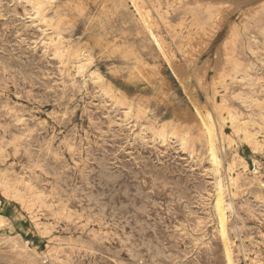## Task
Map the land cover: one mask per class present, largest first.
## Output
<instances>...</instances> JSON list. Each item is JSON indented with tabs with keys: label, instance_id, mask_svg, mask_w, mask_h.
<instances>
[{
	"label": "rangeland",
	"instance_id": "rangeland-1",
	"mask_svg": "<svg viewBox=\"0 0 264 264\" xmlns=\"http://www.w3.org/2000/svg\"><path fill=\"white\" fill-rule=\"evenodd\" d=\"M105 1L42 0L44 4L38 9L34 0H0V263L228 264L214 206L215 178L221 174L222 196L229 206L225 210V230L232 252L231 263L264 264V0H187V5L186 0L183 5L182 0H137L142 8L140 12L144 15L146 12L147 17L139 16L129 0ZM208 9L214 11L211 18ZM145 20L151 21L152 30L171 56L169 63L148 34ZM209 133L214 138L217 158L211 154ZM7 154L10 155L6 157Z\"/></svg>",
	"mask_w": 264,
	"mask_h": 264
},
{
	"label": "bare ground",
	"instance_id": "bare-ground-1",
	"mask_svg": "<svg viewBox=\"0 0 264 264\" xmlns=\"http://www.w3.org/2000/svg\"><path fill=\"white\" fill-rule=\"evenodd\" d=\"M22 1H23V0H22ZM43 1H45V0H43ZM75 1H76V0H75ZM98 1H99V0H98ZM104 1H105V0H104ZM126 1H127V0H126ZM126 1H124V2H126ZM139 1H140V0H139ZM146 1H147V0H146ZM154 1H155V0H154ZM175 1H176V0H175ZM188 1H189V0H188ZM188 1L186 0V3H185V0H184V3L187 5V2H188ZM239 1H240V0H239ZM244 1H245V0H244ZM24 2H25V1H24ZM31 2H32V1H31ZM50 2H51V1H50ZM68 2H69V1H68ZM68 2H67V3H68ZM93 2H94V0H93ZM105 2H106V1H105ZM105 2H104L103 5L106 4ZM110 2H111V1H110ZM129 2L133 5L135 11L139 12V16H141V17L146 16V17H147L146 12H145V15H144V14H142V12H140V10H139V9L141 8V5L139 4L140 2L138 3L137 0H129ZM150 2H152V1H150ZM158 2H159V1H158ZM190 2H191V0H190ZM241 2H242V1H241ZM42 3H43L42 0H34V3H33V4H34V6H35L36 8L39 9V8H41L40 6L42 5ZM47 3H49V1H48ZM90 3H91V2H90ZM90 3H89V4H90ZM97 3H98V2H97ZM108 3H109V1H108ZM143 3H144V2H143ZM147 3H148V2H147ZM161 3H162V1H161ZM196 3H197V1H196ZM203 3H204V2H203ZM205 3H206V2H205ZM43 4H44V3H43ZM89 4H88V5H89ZM114 4H115V3H114ZM119 4H120V3H118V5H119ZM152 4H153V3H152ZM162 4H163V3H162ZM181 4L183 5V0H182ZM190 4H191V3H190ZM207 4L209 5V3H207ZM52 5H53V4H52ZM67 5H68V4H67ZM67 5H66V6H67ZM73 5H74V4H73ZM77 5H78V4H77ZM90 5L93 6V4H90ZM116 5H117V4H116ZM159 5H160V4H159ZM182 5H181V6H182ZM192 5H193V4H192ZM197 5H198V4H197ZM64 6H65V4H64ZM78 6L80 7V5H78ZM106 6H107V5H106ZM112 6H113V5H112ZM125 6H126V5H125ZM150 6H151V5H150ZM179 6H180V4H179ZM181 6H180V7H181ZM189 6H191V5H189ZM211 6H212V5H211ZM22 7H23V6H22ZM81 7H82V6H81ZM83 7H84V6H83ZM89 7H90V6H89ZM100 7H102V6H100ZM104 7H105V6H104ZM115 7H116V6H115ZM158 7H159V6H158ZM158 7H156V8L159 9ZM168 7H169V6H168ZM175 7H176V8H179V7H177V6H175ZM185 7H186V6H185ZM195 7H197V6H195ZM29 8H30V7H29ZM68 8H69V7H68ZM70 8H71V7H70ZM72 8H73V7H72ZM76 8H77V7H76ZM93 8H94V7H93ZM97 8H98V7H97ZM130 8H131V7H130ZM145 8H146V7H145ZM145 8H144V10H145ZM156 8H154V9H156ZM161 8H162V7H161ZM165 8H166V6H165ZM171 8H172V7H171ZM182 8H183V6H182ZM189 8H190V7H189ZM189 8H188V9H189ZM207 8H208V7H207ZM209 8H210V7H209ZM212 8H213V7H212ZM216 8H217V7H216ZM38 9H37V10H38ZM47 9H48V8H47ZM53 9H54V8H53ZM62 9H63V8H62ZM66 9H67V8H66ZM113 9H114V8H113ZM120 9H121V8H120ZM125 9H127V8H125ZM141 9H142V8H141ZM179 9H180V8H179ZM191 9H192V8H191ZM191 9H190V10H191ZM196 9H197V8H195V10H196ZM199 9H200V8H199ZM205 9H206V8H205ZM205 9H204V10H205ZM213 9H214V8H213ZM48 10H50V9H48ZM67 10H68V9H67ZM79 10H80V9H79ZM89 10H90V8H89ZM96 10H97V9H96ZM103 10H104V8H103ZM103 10H102V12H103ZM105 10H106V8H105ZM171 10H172V9H171ZM173 10H175V9H173ZM173 10H172V11H173ZM184 10H187V9H184ZM193 10H194V9H193ZM216 10H217V9H216ZM17 11H18V10H17ZM31 11H32V10H31ZM31 11H30V12H31ZM53 11H54V10H53ZM90 11H91V10H90ZM94 11H95V10H94ZM97 11H98V10H97ZM100 11H101V10H100ZM114 11H118V10H114ZM120 11H121V10H120ZM131 11H132V10H131ZM142 11H143V10H142ZM152 11H153V10H152ZM167 11H168V9H167ZM208 11H209V14H208V15H209L210 18H211V17L214 15V11H215V9H214V11L211 10V9H208L207 12H208ZM263 11H264V9H263ZM21 12H22V11H21ZM24 12H25V11H24ZM44 12H45V11H44ZM44 12H43V14H44ZM46 12H47V11H46ZM49 12H50V11H49ZM70 12H71V11H70ZM78 12H79V11H78ZM107 12H108V11H107ZM154 12H155V11H154ZM165 12H166V11H165ZM182 12H183V11H182ZM192 12H193V11H192ZM192 12H191V13H192ZM33 13H34V12H33ZM41 13H42V12H41ZM52 13H53V12H52ZM72 13H73V12H72ZM75 13H76V12H75ZM80 13H82V12L80 11ZM160 13H161V12H160ZM163 13H164V12H163ZM175 13H177V12H175ZM217 13H218V11H217ZM257 13H258V12H257ZM23 14H24V13H23ZM23 14H22V15H23ZM28 14H30V13H28ZM35 14H36V13H35ZM77 14H78V13H77ZM83 14H85V13H83ZM87 14H89V13H87ZM92 14H93V13H92ZM96 14H97V12H96ZM96 14H95V15H96ZM100 14H102V13H100ZM115 14H116V13H115ZM154 14H155V13H154ZM172 14H173V13H172ZM172 14H171V15H172ZM186 14H189V13H188V10H187ZM203 14H205V12H204ZM48 15H49V14H48ZM56 15H57V14H56ZM72 15H73V14H72ZM72 15H71V16H72ZM110 15H111V13H110ZM110 15H109V16H110ZM133 15H134V14H133ZM133 15H132V16H133ZM166 15H167V14H166ZM166 15H165V16H166ZM173 15H174V14H173ZM44 16H45V15H44ZM51 16H52V14H51ZM64 16H65V15H64ZM67 16H68V15H67ZM67 16H66V18H68ZM76 16H77V15H76ZM76 16H75V17H76ZM82 16H83V15H82ZM88 16H91V15H88ZM88 16H87V17H88ZM130 16H131V13H130ZM134 16H135V15H134ZM160 16H161V15H160ZM198 16H199V15H198ZM215 16H216V15H215ZM24 17H25V16H24ZM27 17H28V16H27ZM69 17H70V16H69ZM79 17H80V16H79ZM102 17H103V16H102ZM124 17H125V16H124ZM190 17H191V16H190ZM195 17H196V15H195ZM42 18H43V17H42ZM46 18H47V17H46ZM49 18H50V17H49ZM64 18H65V17H64ZM72 18H73V17H71L70 19H72ZM98 18H99V17H98ZM98 18H97V19H98ZM108 18H109V17H108ZM159 18H161V17H159ZM181 18H182V17H181ZM185 18H187V16H186ZM256 18H257V17H256ZM93 19H94V18H93ZM95 19H96V18H95ZM110 19H112V18H110ZM126 19H127V18H126ZM134 19H135V18H134ZM147 19H148V18H147ZM207 19H208V17H207ZM214 19H215V18H214ZM42 20H44V19H42ZM45 20H47V19H45ZM51 20H52V19H51ZM56 20H57V19H56ZM75 20H76V19H75ZM75 20H74V21H75ZM85 20H86V19H85ZM98 20H99V19H98ZM103 20H104V19H103ZM162 20H163V19H162ZM183 20L185 21L186 19H183ZM187 20H188V19H187ZM190 20H191V19H190ZM190 20H189V21H190ZM205 20H206V19H205ZM36 21H37V20H36ZM69 21H70V20H69ZM91 21H92V20H91ZM101 21H102V20H101ZM129 21H130V20H129ZM137 21H139V20H137ZM181 21H182V20H181ZM203 21H204V20H203ZM43 22H45V21H43ZM43 22H42V23H43ZM55 22H56V21H55ZM111 22H112V21H111ZM111 22H110V23H111ZM113 22H114V21H113ZM150 22H151V21H148V20H145V22H144V23L146 24V28L148 29V31H147V30H146V31L149 32L148 34H150V37H151L152 41H153V42H154V41L156 42L155 44L157 45L159 51L163 54L165 60L167 59L166 61L169 63V61H170L169 59L171 58V56L168 55V54L165 52L166 50H165V49L163 48V46H162L163 43L161 44L160 39L158 38L159 36L157 37V34L153 31L154 29L151 27V23H150ZM179 22H180V20H179ZM185 22H186V21H185ZM200 22H201V21H199V23H200ZM215 22H216V21H215ZM246 22H247V21H246ZM246 22H245V23H246ZM34 23H35V22H34ZM47 23H48V21H47ZM66 23H67V22H66ZM73 23H74V22H73ZM73 23H72V25H73ZM89 23H90V22H89ZM91 23H92V22H91ZM94 23H95V21H94ZM104 23H105V22H104ZM104 23H103V24H104ZM188 23H189V22H188ZM188 23H187V24H188ZM192 23H193V22H192ZM37 24H38V22H37ZM39 24H41V23H39ZM44 24H45V23H44ZM95 24H96V23H95ZM95 24H94V25H95ZM114 24H115V23H114ZM128 24H130V23H128ZM137 24H138V23H137ZM139 24H140V23H139ZM154 24H155V23H153V25H154ZM166 24H167V23H166ZM166 24H165V27H166ZM181 24H182V23H181ZM194 24H195V23H194ZM203 24H205V22H204ZM212 24H213V23H212ZM26 25H27V24H26ZM46 25H47V24H46ZM46 25H45V27H47ZM53 25H54V24H53ZM75 25H76V24H75ZM87 25H88V24H87ZM99 25L101 26V24H99ZM135 25H136V24H135ZM140 25H141V24H140ZM171 25H172V24H171ZM200 25L203 26L202 23H201ZM200 25H199V26H200ZM206 25H207V24H206ZM249 25H250V24H249ZM186 26H187V25H186ZM191 26H193V25L191 24ZM195 26H196V25H195ZM201 26H200V27H201ZM207 26H208V25H207ZM211 26H212V25H210V27H211ZM215 26H216V25H215ZM242 26H243V24H242ZM32 27H33V26H32ZM35 27H36V26H35ZM63 27H64V26H63ZM111 27H112V26H111ZM114 27H116V26L114 25ZM125 27H126V26H125ZM138 27H139V26H138ZM138 27H137V29H138ZM156 27H157V26H156ZM167 27H168V26H167ZM177 27H178V26H177ZM188 27H189V26H188ZM244 27H246L245 24H244L242 30L244 29ZM254 27H255V26H253V28H254ZM73 28H74V27H73ZM73 28H72V29H73ZM96 28H97V27H95V29H96ZM123 28H124V27H123ZM135 28H136V27H135ZM139 28H140V27H139ZM175 28H176V27H175ZM181 28H182V27H181ZM186 28H187V27H186ZM192 28H193V27H192ZM204 28H205V27H204ZM207 28H208V27H207ZM248 28H249V27H248ZM32 29H33V28H32ZM36 29H37V28H36ZM45 29H46V28H45ZM72 29H70V30H72ZM107 29H108V28H107ZM152 29H153V30H152ZM199 29H200V28H199ZM239 29H240V28H239ZM245 29H246V28H245ZM245 29H244V30H245ZM42 30H43V29H42ZM85 30H86V29H85ZM100 30H101V29H100ZM156 30H157V29H156ZM178 30H179V28H178ZM184 30H185V29H184ZM187 30H188V29H187ZM187 30H185V31H187ZM189 30H190V29H189ZM193 30H195V29H193ZM193 30H192V31H193ZM204 30H205V29H204ZM208 30H209V29H208ZM210 30H211V29H210ZM257 30H258V28H257ZM261 30H262V29H261ZM261 30H260V31H261ZM263 30H264V29H263ZM263 30H262V31H263ZM30 31H31V29H30ZM38 31H40V30H38ZM101 31H102V30H101ZM109 31H110V29H109ZM138 31H139V30H138ZM142 31H143V30H142ZM174 31H175V29H174ZM174 31H173V32H174ZM246 31H247V30H246ZM45 32H46V31H45ZM45 32H42V33H45ZM67 32H68V31H67ZM67 32H66V33H67ZM69 32H70V31H69ZM69 32H68V33H69ZM71 32H72V31H71ZM173 32H171V33L173 34ZM177 32H178V31H177ZM179 32H180V31H179ZM183 32H184V31H183ZM183 32H182V33H183ZM188 32L190 33V31H188ZM193 32H194V31H193ZM197 32H198V31H197ZM258 32H259V31H258ZM35 33H36V31H35ZM100 33H101V32H100ZM135 33H136V32H135ZM138 33H139V32H138ZM144 33H145V32H144ZM198 33H199V32H198ZM232 33H233V32H232ZM241 33H242V32H241ZM262 33H263V32H262ZM262 33H261V34H262ZM61 34H62V33H61ZM64 34H65V33H64ZM64 34H63V35H64ZM97 34H99V31H98ZM121 34H122V33H121ZM146 34H147V33H146ZM184 34H185V33H184ZM193 34H194V33H193ZM193 34H192V35H193ZM258 34H259V33H258ZM35 35H36V34H35ZM144 35H145V34H144ZM167 35H169V34H167ZM179 35H181V34H179ZM179 35H178V36H179ZM187 35H188V34H187ZM235 35H236V34H235ZM256 35H257V34H256ZM262 35H263V34H262ZM38 36H39V35H38ZM55 36H56V35H55ZM60 36H61V35H60ZM68 36H69V35H68ZM80 36H81V35H80ZM83 36H85V35H83ZM182 36H184V35H182ZM252 36H253V35H252ZM263 36H264V35H263ZM86 37H87V35H86ZM97 37H98V35H97ZM97 37H96V38H97ZM105 37H106V36H105ZM170 37H171V36H170ZM180 37H181V36H180ZM180 37H179V38H180ZM189 37H192V36H189ZM238 37H239V36H238ZM36 38H37V37H36ZM40 38H41V37H40ZM46 38H47V37H46ZM48 38H50V37H48ZM56 38H58V36H57ZM79 38H80V37H79ZM89 38H90V37H89ZM94 38H95V37H94ZM107 38H108V37H107ZM107 38H106V39H107ZM137 38H138V37H137ZM140 38H142V36H140ZM140 38H139V40H140ZM144 38H145V37H144ZM160 38H161V36H160ZM165 38H166V37H165ZM173 38H174V37H173ZM185 38H186V37H185ZM185 38H183V39L185 40ZM210 38H211V37H210ZM242 38H243V37H242ZM244 38H245V37H244ZM50 39H51V38H50ZM62 39H63V38H62ZM74 39H75V37H74ZM101 39H102V37H101ZM108 39H109V38H108ZM110 39H111V38H110ZM115 39H116V38H115ZM170 39H172V38H170ZM180 39H182V38H180ZM187 39H188V37H187ZM254 39H256V38H254ZM260 39H261V38H260ZM55 40H56V39H55ZM58 40H59V39H58ZM83 40H84V39H83ZM91 40H92V39H91ZM91 40H89V41H91ZM95 40H96V39H95ZM98 40H99V39H98ZM132 40H133V38H132ZM177 40H178V39H177ZM184 40H183V41H184ZM197 40H198V39H197ZM223 40H224V39H223ZM238 40H239V39H238ZM257 40H258V39H257ZM80 41H81V40H80ZM85 41L87 42V40H85ZM121 41H122V40H121ZM235 41H236V40H235ZM235 41H234V42H235ZM239 41H240V40H239ZM250 41H251V40H250ZM258 41H260V40H258ZM36 42H37V41H36ZM48 42H49V41H48ZM51 42H52V41H51ZM63 42H64V41H63ZM77 42H78V41H77ZM94 42H95L96 45H97V42H96V41H94ZM118 42H119V41H118ZM122 42H123V41H122ZM171 42H172V41H171ZM173 42H174V41H173ZM177 42H178V41H177ZM187 42H188V41H187ZM252 42H253V41H252ZM262 42H263V39H262ZM262 42H261V43H262ZM45 43H46V42H45ZM59 43H60V42H59ZM61 43H62V42H61ZM65 43H66V42H65ZM89 43H90V42H89ZM99 43H100V42H99ZM104 43H107V41H105ZM149 43H150V42H149ZM183 43H184V42H183ZM185 43H186V41H185ZM188 43H189V42H188ZM243 43H244V42H243ZM50 44H51V43H50ZM53 44H54V42H53ZM73 44H75V43H73ZM79 44H81V43H79ZM92 44H93V43H92ZM101 44H102V43H101ZM186 44H187V43H186ZM234 44H235V43H234ZM246 44H247V43H246ZM40 45H41V43H40ZM75 45H76V44H75ZM108 45H109V44H108ZM116 45H117V44H116ZM187 45H188V44H187ZM244 45H245V44H244ZM244 45H243V46H244ZM248 45H249V43H248ZM66 46H67V45H66ZM73 46H74V45H73ZM76 46H77V45H76ZM103 46H104V45H103ZM106 46H107V44H106ZM172 46H173V45H172ZM239 46H241V45H240V42H239ZM36 47H37V46H36ZM45 47H46V46H45ZM49 47H50V46H49ZM57 47H58V46H57ZM83 47L85 48V46H83ZM93 47H95V46H93ZM98 47H99V46H98ZM114 47H115V46H114ZM120 47H121V46H120ZM122 47H123V46H122ZM125 47H126V46H125ZM130 47H131V45H130ZM132 47H134V46H132ZM173 47H174V46H173ZM176 47H177V46H176ZM176 47H175V49H176ZM179 47H180V46H179ZM190 47H191V46H190ZM225 47H226V46H225ZM229 47H230V46H229ZM249 47H250V46H249ZM40 48H42V47H40ZM109 48H110V47H109ZM112 48H113V47H112ZM115 48H116V47H115ZM128 48H129V47H128ZM181 48H182V46H181ZM183 48H184V47H183ZM237 48H238V47H237ZM245 48H246V46H245ZM245 48H244V50H245ZM61 49H62V48H61ZM68 49H69V48H68ZM77 49H78V48H77ZM77 49H76V50H77ZM80 49H81V48H80ZM82 49H83V48H82ZM95 49H96V48H95ZM104 49H105V48H104ZM166 49L168 50V47H166ZM252 49H253V48H252ZM58 50H59V49H58ZM64 50H65V49H64ZM72 50H73V49H72ZM90 50H91V49H90ZM97 50H98V49H96V51H97ZM99 50H100V49H99ZM101 50H102V47H101ZM111 50H112V49H111ZM111 50H110V51H111ZM115 50H116V49H115ZM117 50H118V49H117ZM117 50H116V51H117ZM120 50H122V49L120 48ZM124 50H125V49H124ZM127 50H128V49H127ZM182 50H183V49H182ZM220 50H221V49H220ZM230 50H232V49H230ZM263 50H264V49H263ZM35 51H37V50H35ZM60 51H61V53H62L63 49L60 50ZM69 51H71V50H69ZM80 51H81V50H80ZM86 51H89V49L86 50ZM91 51H92V50H91ZM91 51H90V52H91ZM96 51H95V52H96ZM105 51H106V50H105ZM112 51H113V50H112ZM130 51H132V50H130ZM133 51H134V50H133ZM177 51L179 52L178 49H177ZM180 51H181V50H180ZM187 51H188V50H187ZM187 51H186V52H187ZM240 51H241V50H240ZM251 51H252V50H251ZM63 52H64V51H63ZM65 52H66V51H65ZM76 52H77V51H76ZM95 52H94V53H95ZM134 52H135V51H134ZM134 52H133V53H134ZM143 52H144V51H143ZM231 52H232V51H231ZM233 52H234V51H233ZM238 52H239V51H238ZM252 52H253V51H252ZM52 53H53V52H52ZM52 53H51V54H52ZM81 53H82V52H81ZM85 53H86V52H85ZM96 53H97V52H96ZM106 53H107V52H106ZM106 53H104L105 56H106ZM109 53H110V52H109ZM119 53H120V52H119ZM124 53L127 54V52H124ZM128 53H129V52H128ZM133 53H132V54H133ZM174 53H175V51H174ZM180 53H181V52H180ZM188 53H189V52H188ZM239 53H240V52H239ZM239 53H238V54H239ZM244 53H245V52H244ZM83 54H84V52H83ZM86 54H87V53H86ZM114 54H115V52H114ZM121 54H122V53H121ZM126 54H125V55H126ZM136 54H137V52H136ZM193 54H194V52H193ZM235 54H236V53H235ZM238 54H237V56H238ZM43 55H44V54H43ZM47 55H48V54H47ZM72 55H73V54H72ZM72 55H71V56H72ZM77 55H79V54L77 53ZM77 55H76V56H77ZM117 55H118V58H119V57L121 58V56H119V54H117ZM123 55H124V54H123ZM125 55H124V57H125ZM137 55H138V54H137ZM173 55H174V54H173ZM175 55H176V54H175ZM196 55H197V54H196ZM231 55H232V54H231ZM246 55H247V54H246ZM249 55H250V54H249ZM62 56H63V55H62ZM79 56H80V55H79ZM89 56H90V55H89ZM108 56H109V55H108ZM191 56H193V55H191ZM228 56H229V55H228ZM252 56H253V55H252ZM60 57H61V56H60ZM64 57H65V56H64ZM74 57H75V56H74ZM81 57H82V56H81ZM81 57H80V58H81ZM90 57H91V56H90ZM94 57H95V56H94ZM102 57H103V56H102ZM130 57H131V54H130ZM193 57H194V56H193ZM229 57H230V56H229ZM233 57H234V56H233ZM235 57H236V56H235ZM51 58H52V57H51ZM72 58H73V57H72ZM88 58H89V57H88ZM97 58H98V57H97ZM122 58H123V57H122ZM125 58H126V57H125ZM125 58H124V60H125ZM136 58H137V57H136ZM158 58H159V57H158ZM227 58H228V57H227ZM254 58H255V57H254ZM62 59H63V58H62ZM76 59H79V58H76ZM85 59H86V58H85ZM92 59H93V58H92ZM126 59H127V58H126ZM131 59H133V57H132ZM131 59H130V60H131ZM161 59H162V58H161ZM212 59H213V58H212ZM220 59H221V58H220ZM238 59H240V58H238ZM65 60H66V59H65ZM73 60H74V59H73ZM83 60H84V59H83ZM87 60H88V59H87ZM111 60H112V59H111ZM111 60H110V61H111ZM122 60H123V59H122ZM124 60H123V61H124ZM127 60H128V59H127ZM135 60H136V59H135ZM138 60H139V59H138ZM138 60H137V61H138ZM140 60H141V59H140ZM168 60H169V61H168ZM184 60H185V59H184ZM213 60H215V58H214ZM2 61H3V60H2ZM113 61H114V60H113ZM125 61H126V60H125ZM125 61H124V62H125ZM132 61L134 62V60H132ZM137 61H136V63H137ZM166 61H165V62H166ZM175 61L177 62V60H175ZM175 61H174V62H175ZM187 61H188V58H187L186 62H187ZM189 61H190V60H189ZM244 61H245V60H244ZM74 62H75V61H74ZM87 62H88V61H87ZM89 62H93V61H89ZM89 62H88V63H89ZM124 62H121V63H124ZM129 62H131V61H129ZM133 62L128 63V61H127L128 64H132ZM172 62H173V61H172ZM186 62L184 61V64H185ZM191 62H193V61H191ZM236 62H237V61H236ZM238 62H239V61H238ZM240 62H241V61H240ZM245 62H246V61H245ZM63 63H64V62H63ZM88 63H85V65H86V64L88 65ZM127 63H126V64H127ZM188 63H189V62H188ZM204 63H206V62H204ZM231 63H232V60H231ZM231 63H230V64H231ZM247 63H248V62H247ZM108 64H109V63H108ZM178 64H179V63H178ZM190 64H191V63H190ZM207 64H208V63H207ZM234 64H235V63H234ZM250 64H251V63H250ZM6 65H7V64H6ZM78 65H79V64H78ZM85 65H84V66H85ZM124 65H125V64H124ZM136 65H137V64H136ZM159 65H160V63H159ZM159 65H158V66H159ZM182 65H183V64H182ZM186 65H187V64H185V66H186ZM192 65H193V64H192ZM192 65H191V66H192ZM204 65H205V64H204ZM208 65H209V64H208ZM225 65H226V64H225ZM9 66H10V65H9ZM11 66H12V65H11ZM75 66H77V63H76ZM142 66H143V65H142ZM148 66H149V65H148ZM155 66H156V65H155ZM155 66H152V67H155ZM185 66H184V67H185ZM213 66H214V65H213ZM12 67H13V66H12ZM12 67H10V69H11ZM20 67H21V66H20ZM78 67H79V66H78ZM82 67H83V66H81V68H82ZM173 67H174V66H173ZM175 67H176V65H175ZM175 67H174V68H175ZM178 67H179V66H178ZM187 67L189 68V65H187ZM195 67H196V66H195ZM195 67H193V69H194ZM233 67H234V66H233ZM250 67H251V65H250ZM7 68H8V67H7ZM83 68H84V67H83ZM136 68H138V66H137ZM170 68H171V67H170ZM244 68H245V67H244ZM252 68H253V67H252ZM3 69H4V68H3ZM13 69H14V68H13ZM13 69H11V70H13ZM71 69H72V68H71ZM71 69H70V70H71ZM99 69H100V68H99ZM139 69H140V68H139ZM162 69H163V68H162ZM175 69H176V68H175ZM182 69H183V68H182ZM184 69H185V68H184ZM195 69H196V68H195ZM228 69H229V68H228ZM228 69H227V71H229ZM246 69H247V68H246ZM20 70H21V69H20ZM67 70H68V69H67ZM72 70H73V69H72ZM72 70H71V71H72ZM84 70H85V69H84ZM148 70H149V69H148ZM152 70H153V69H152ZM159 70H161V69H159ZM165 70H166V69H165ZM170 70H171V69H170ZM176 70H177V69H176ZM176 70H175V72H176ZM178 70H179V73H180V72H181L180 69H178ZM196 70H197V69H196ZM233 70H234V69H233ZM248 70H249V69H248ZM62 71H63V69H62ZM80 71H81V69H80ZM99 71H101V70H99ZM171 71H172V70H171ZM76 72H78V70H77ZM157 72H159V71L157 70ZM163 72H164V71H163ZM177 72H178V71H177ZM194 72H195V71H194ZM232 72H233V71H232ZM242 72H243V71H242ZM14 73H15V71H14ZM14 73H13V74H14ZM20 73H21V72H20ZM22 73H23V72H22ZM22 73H21V74H22ZM61 73H62V72H61ZM86 73H87V72H86ZM152 73H153V72H152ZM181 73H183V74H181V75H185V74H184L185 72H181ZM238 73H239V71H238ZM240 73H241V72H240ZM244 73H246V72L244 71ZM251 73H252V72H251ZM13 74H12V75H13ZM18 74H19V73H18ZM23 74H25V73H23ZM64 74H65V73H64ZM75 74L77 75V73H75ZM79 74H80V73H79ZM87 74H88V73H87ZM94 74H95V73H94ZM99 74H100V73H99ZM156 74H157V73H156ZM177 74H178V73H177ZM235 74H236V72L234 73V77H235ZM252 74H253V73H252ZM30 75H31V74H30ZM76 75H75V77H76ZM80 75H81V74H80ZM95 75H97V74H95ZM139 75H140V74H139ZM139 75H138V76H139ZM151 75H152V74H151ZM159 75H160V74H159ZM178 75H179V74H178ZM226 75H229V74H226ZM246 75H247V74H246ZM78 76H79V75H78ZM91 76H92V75H91ZM122 76H123V75H122ZM127 76H128V75H127ZM143 76H144V75H143ZM145 76H146V75H145ZM162 76H163V75H162ZM243 76H244V75H243ZM253 76H254V75H253ZM253 76H252V77H253ZM7 77H8V76H7ZM17 77H18V76H17ZM25 77H26V76H25ZM36 77H37V76H36ZM36 77H35V78H36ZM72 77H73V75H72ZM88 77H89V76H88ZM93 77H94V76H93ZM100 77H101V76H100ZM100 77H98V78L101 79ZM103 77H104V76H103ZM157 77H158V76H157ZM178 77H179V76H178ZM229 77H230V76H229ZM19 78H20V75H19ZM23 78H24V77H23ZM82 78H83V77H82ZM141 78H142V77H141ZM146 78H147V77H146ZM181 78H182V77H181ZM181 78H180V79H181ZM250 78H251V77H250ZM1 79H2V78H1ZM83 79H84V78H83ZM87 79H88V78H87ZM113 79H114V78H113ZM120 79H121V78H120ZM126 79H127V78H126ZM126 79H125V80H126ZM151 79H152V78H151ZM153 79H154V77H153ZM155 79H156V77H155ZM162 79H164V78H162ZM230 79H231V78H230ZM245 79H246V78H245ZM74 80H75V79H74ZM77 80H79V79H77ZM102 80H103V79H102ZM107 80H108V79H107ZM138 80H139V79H138ZM140 80H141V79H140ZM143 80H144V78H143ZM147 80H148V78H147ZM239 80H240V79H239ZM242 80H243V79H242ZM247 80H248V79H247ZM247 80H246L245 82H247ZM249 80H250V79H249ZM21 81H22V80H21ZM23 81H24V80H23ZM31 81H32V80H31ZM71 81H72V80H71ZM91 81H92V80H91ZM91 81H90V82H91ZM99 81H100V80H99ZM116 81H117V80H116ZM135 81H136V80H135ZM141 81H142V80H141ZM144 81H145V80H144ZM152 81H153V80H152ZM152 81H150V82H152ZM163 81H164V80H163ZM236 81H237V80H236ZM68 82H69V81H68ZM90 82H89V83H90ZM94 82H97V81H94ZM123 82H124V81H123ZM129 82H130V81H129ZM129 82H127V83L129 84ZM154 82H155V81H154ZM166 82H167V81H166ZM241 82H242V81H241ZM251 82H252V81H251ZM30 83H31V82H30ZM30 83H29V84H30ZM136 83H137V81H136ZM247 83H250V82H247ZM64 84H65V83H64ZM80 84H81V83H80ZM83 84H84V83H83ZM92 84H93V82H92ZM96 84H97V83H96ZM98 84H99V83H98ZM98 84H97V85H98ZM106 84H107V83H106ZM114 84H116V83H114ZM123 84H124V83H123ZM130 84H131V83H130ZM139 84H141V83H139ZM145 84H146V83H145ZM180 84H181V83H180ZM34 85H35V84H34ZM34 85H33L32 87H34ZM38 85H39V84H38ZM65 85H66V84H65ZM69 85H70V83H69ZM69 85H68V86H69ZM73 85H74V84H73ZM84 85H85V84H84ZM88 85H89V84H88ZM97 85H96V86H97ZM120 85H121V83H120ZM142 85H143V83H142ZM147 85H148V84H147ZM147 85H145V86H147ZM149 85H151L152 88H153V85H152V84H149ZM235 85H236V84H235ZM251 85H252V84H251ZM80 86H81V85H80ZM104 86H105V85H104ZM123 86H124V85H123ZM127 86H128V85H127ZM131 86H132V84H131ZM136 86H137V85H136ZM151 86H149V87H151ZM241 86H242V85H241ZM243 86H244V85H243ZM248 86H249V85H248ZM30 87H31V86H30ZM52 87H53V86H52ZM65 87H66V86H65ZM76 87H77V86H76ZM90 87H92V86L90 85ZM97 87H98V86H97ZM105 87H107V85H106ZM116 87H117V86H116ZM134 87H135V86H134ZM186 87H187V86H186ZM246 87H247V86H246ZM253 87H254V86H253ZM41 88H42V87H41ZM69 88H70V87H69ZM142 88H143V87H142ZM142 88H141V89H142ZM194 88H195V87H194ZM198 88H199V87H198ZM231 88H233V87H231ZM248 88H251V86L248 87ZM51 89H52V88H51ZM66 89H67V88H66ZM83 89H84V88H83ZM97 89H98V88H97ZM100 89H101V88H100ZM102 89H103V88H102ZM104 89H105V88H104ZM119 89H120V88H119ZM126 89H127V88H126ZM150 89H151V88H150ZM150 89H149V90H150ZM184 89H185V88H184ZM35 90H36V89H35ZM40 90H41V89H40ZM123 90H124V89H123ZM139 90H140V89H139ZM144 90H146V89H144ZM171 90H172V89H171ZM171 90H170V91H171ZM189 90H190V89H189ZM193 90H194V89H193ZM238 90H239V89H238ZM245 90H246V89H245ZM245 90H244V91H245ZM256 90H257V89H256ZM13 91H14V90H13ZM54 91H55V90H54ZM68 91L70 92V90H68ZM73 91H75V90H73ZM100 91H101V90H100ZM106 91H108V90H106ZM121 91H122V90H121ZM133 91H134V90H133ZM152 91H153V90H152ZM167 91H168V90H167ZM185 91H186V89H185ZM191 91H192V90H191ZM42 92H43V91H42ZM58 92H60V91L58 90ZM58 92H57V93H58ZM90 92H91V90H90ZM115 92H116V91H115ZM124 92H125V91H124ZM137 92H138V90H137ZM159 92H160V91H159ZM229 92H230V91H229ZM234 92H235V91H234ZM238 92H239V91H238ZM242 92H243V91H242ZM251 92H252V91H251ZM12 93H13V92H12ZM50 93H51V92H50ZM62 93H63V92H62ZM73 93H74V92H72V94H73ZM76 93H77V92H76ZM109 93H110V95H111V92H109ZM118 93H119V92H118ZM118 93H117V94H118ZM126 93H127V92H126ZM134 93L136 94V92H134ZM134 93H133V94H134ZM172 93H173V91L170 92V94H172ZM176 93H177V92H176ZM176 93H175V94H176ZM178 93H179V92H178ZM194 93H195V92H194ZM235 93H237V92H235ZM246 93H248V92H246ZM43 94H44V93H43ZM47 94H48V93H47ZM68 94H69V93H68ZM70 94H71V93H70ZM123 94H124V93H123ZM130 94H131V93H130ZM135 94H134V95H135ZM137 94H138V93H137ZM153 94H154V93H153ZM157 94H158V93H157ZM175 94H173V96H174ZM185 94H186V93H185ZM233 94H234V93H233ZM244 94H245V93H244ZM252 94H253V93H252ZM39 95H40V94H39ZM41 95H42V94H41ZM41 95H40V96H41ZM55 95H56V92H55ZM63 95H64V94H63ZM66 95H67V94H66ZM66 95H65V96H66ZM83 95H84V94H83ZM83 95H82V96H83ZM100 95H101V94H100ZM112 95H113V94H112ZM119 95H120V94H119ZM155 95H156V94H155ZM176 95H177V94H176ZM176 95H175V96H176ZM204 95H205V94H204ZM241 95H242V93H241ZM255 95H256V94H255ZM3 96H5V95H3ZM9 96H10V95H9ZM56 96H57V95H56ZM56 96H55V97H56ZM68 96H69V95H68ZM82 96H81V97H82ZM108 96H109V95H108ZM131 96H132V94H131ZM140 96H141V95H140ZM167 96H168V95H167ZM177 96H178V95H177ZM177 96H176V98H177ZM238 96H239V95H238ZM245 96H246V94H245ZM245 96H244V97H245ZM31 97H32V96H31ZM41 97H42V96H41ZM57 97H58V96H57ZM62 97H63V96H62ZM121 97H122V96H121ZM157 97H158V96H157ZM159 97H161V96H159ZM170 97H172V96H170ZM228 97H230V96H228ZM253 97H254V96H253ZM15 98H16V97H15ZM69 98H70V97H69ZM76 98H77V97H76ZM149 98L152 100L153 97H152V98L149 97ZM162 98H163V97H162ZM176 98H175V99H176ZM10 99H11V98H10ZM27 99H28V98H27ZM35 99H36V97H35ZM41 99H42V98H41ZM48 99H49V97H48ZM52 99H53V98H52ZM88 99H89V98H88ZM92 99H93V97H92ZM108 99H109V98H108ZM114 99H115V98H114ZM123 99H126V97L123 98ZM133 99H134V98H133ZM136 99H137V97H136ZM142 99H146V98H143V97H142ZM153 99H154V98H153ZM158 99H159V98H158ZM169 99H170V98H169ZM169 99H168V100H169ZM243 99H244V98H243ZM246 99H247V98H246ZM251 99H252V98H251ZM251 99H250V100H251ZM11 100H12V99H11ZM55 100H56V99H55ZM90 100H91V98H90ZM110 100H111V99H110ZM117 100H118V99H117ZM120 100H121V99H120ZM139 100L141 101V99H139ZM159 100H160V99H159ZM164 100H165V99H164ZM173 100H174V99H173ZM1 101H2V100H1ZM1 101H0V102H1ZM52 101H53V100H52ZM75 101H76V100H75ZM97 101H98V100H97ZM102 101H103V100H102ZM123 101H126V100H123ZM136 101H137V100H136ZM143 101H144V100H143ZM145 101H146V100H145ZM252 101H253V99H252ZM10 102H11V101H10ZM44 102H45V101H44ZM63 102H64V101H63ZM83 102H84V101H83ZM87 102H89V101H87ZM128 102H129V101H128ZM161 102H162V101H161ZM164 102H165V101H164ZM166 102H167V101H166ZM194 102H195V101H194ZM212 102H213V101H212ZM243 102H244V100H243ZM256 102H257V101H256ZM256 102H255V103H256ZM54 103H55V102H54ZM60 103H61V102H60ZM67 103H68V102H67ZM122 103H123V102H122ZM138 103H139V102H138ZM142 103H143V102H142ZM144 103H145V102H144ZM170 103H171V102H170ZM195 103H197V102H195ZM10 104H11V103H10ZM13 104H14V103H13ZM37 104H38V103H37ZM39 104H40V103H39ZM58 104H59V103H58ZM89 104H90V103H89ZM100 104H101V103H100ZM105 104H106V103H105ZM147 104H148V103H147ZM147 104H146V105H147ZM251 104H252V103H251ZM251 104H250V106H251ZM0 105H1V104H0ZM2 105H3V103H2ZM45 105H46V104H45ZM61 105H63V104H61ZM98 105H99V104H98V102H97V106H98ZM111 105H112V104H111ZM166 105H167V104H166ZM169 105H170V104H169ZM253 105H254V104H253ZM11 106H12V105H11ZM112 106H114V105H112ZM112 106H110V107H112ZM136 106L139 107V105H136ZM140 106H141V105H140ZM248 106H249V105H248ZM259 106H260V105H259ZM1 107H2V106H1ZM3 107H4V106H3ZM8 107H9V106H8ZM76 107H77V106H76ZM108 107H109V106H108ZM124 107H125V106H124ZM134 107H135V106H134ZM147 107H148V106H147ZM149 107H150V106H149ZM167 107H168V106H167ZM173 107H174V106H173ZM193 107H194V106H193ZM263 107H264V106H263ZM70 108H71V107H70ZM139 108H140V107H139ZM151 108H152V107H151ZM174 108H175V107H174ZM194 108H195V107H194ZM232 108H233V107H232ZM8 109H9V108H8ZM10 109H11V108H10ZM10 109H9V110H10ZM52 109H53V108H52ZM63 109H64V108H63ZM99 109H100V108H99ZM117 109H118V108H117ZM127 109H128V108H127ZM135 109H136V108H135ZM185 109H186V108H185ZM188 109H189V108H188ZM95 110H96V109H95ZM118 110H120V109H118ZM136 110H137V109H136ZM143 110H144V109H143ZM147 110H148V109H147ZM24 111H25V110H24ZM24 111L22 110V112H24ZM101 111H102V110H101ZM101 111H100V112H101ZM112 111H113V110H112ZM123 111H124V110H123ZM138 111H140V110H138ZM138 111H137V112H138ZM144 111L146 112V109H145ZM161 111H163V109H162ZM186 111H187V110H186ZM263 111H264V110H263ZM52 112H53V111H52ZM92 112H93V111H92ZM106 112H107V111H106ZM114 112H115V111H114ZM119 112H120V111H119ZM119 112H118V113H119ZM126 112H127V110H126ZM131 112H132V110H131ZM134 112H135V110H134ZM154 112H155V111H154ZM158 112H159V111H158ZM187 112L189 113V111H187ZM258 112H259V111H258ZM24 113H25V112H24ZM102 113H103V112H102ZM118 113H117V114H118ZM185 113H186V112H185ZM190 113H191V112H190ZM61 114L63 115V113H61ZM86 114H87V113H86ZM86 114H85V115H86ZM90 114H91V113H90ZM96 114H97V113H96ZM105 114H106V113H105ZM112 114H113V113H112ZM125 114H126V113H125ZM161 114H162V112H161ZM21 115H22V114H21ZM119 115H120V114H119ZM126 115H127V114H126ZM129 115H130V114H129ZM142 115H143V114H142ZM144 115H145V114H144ZM144 115H143V116H144ZM185 115H187V114H185ZM259 115H260V114H259ZM48 116H49V115H48ZM92 116H93V115H92ZM99 116H100V115H99ZM101 116H102V115H101ZM104 116H105V115H104ZM88 117H89V116H88ZM94 117H95V116H94ZM109 117H110V116H109ZM109 117H108V118H109ZM125 117H126V116H125ZM127 117H128V116H127ZM130 117H131V116H130ZM162 117H163V116H162ZM185 117H186V116H185ZM258 117H259V116H258ZM263 117H264V116H263ZM18 118H19V117H18ZM31 118H32V117H31ZM91 118H92V117H91ZM132 118H133V117H132ZM145 118H146V117H145ZM145 118H143V119H145ZM154 118H157V117H154ZM192 118H193V117H192ZM259 118H260V117H259ZM22 119H23V118H22ZM96 119H97V118H96ZM151 119H152V118H151ZM164 119H165V118H164ZM178 119H179V118H178ZM186 119H188V118H186ZM240 119H241V118H240ZM250 119H252V118H250ZM256 119H257V118H256ZM256 119H255V120H256ZM260 119H262V118H260ZM263 119H264V118H263ZM263 119H262V120H263ZM18 120L20 121V119H18ZM32 120H33V119H32ZM51 120H52V119H51ZM53 120H54V119H53ZM83 120H84V119H83ZM99 120H100V119H99ZM107 120H108V119H107ZM119 120H120V119H119ZM155 120H156V119H155ZM160 120H161V119H160ZM173 120H174V119H173ZM241 120H242V119H241ZM257 120H258V119H257ZM23 121H24V120H23ZM85 121H86V120H85ZM103 121H104V120H103ZM239 121H240V120H239ZM239 121H238V122H239ZM258 121H259V120H258ZM65 122H66V121H65ZM75 122H76V121H75ZM109 122H111V121L109 120ZM84 123H85V122H84ZM84 123H83V124H84ZM100 123H101V122H100ZM143 123H144V122H143ZM148 123H149V122H148ZM163 123H164V122H163ZM243 123H244V122H243ZM257 123H258V122H257ZM57 124H59V123L57 122ZM108 124H109V123H108ZM159 124H160V123H159ZM239 124H240V123H239ZM94 125H95V124H94ZM132 125H133V123H132ZM138 125H139V124H138ZM148 125H149V124H148ZM155 125H157V124H155ZM171 125H172V124H171ZM171 125H170V126H171ZM59 126H61V125H59ZM88 126H89V125H88ZM96 126H97V125H96ZM134 126H135V125H134ZM149 126H151V125H149ZM152 126H153V125H152ZM167 126H169V124H168ZM184 126H185V125H184ZM184 126H183V127H184ZM32 127H33V125H32ZM259 127H260V126H259ZM28 128H29V127H28ZM30 128H31V126H30ZM35 128H36V127H35ZM57 128H58V127H57ZM147 128H148V127H147ZM150 128H151V127H150ZM159 128H160V127H159ZM170 128H171V127H170ZM175 128H176V125H175ZM31 129H32V128H31ZM36 129H37V128H36ZM36 129H35V130H36ZM151 129H152V128H151ZM188 129H189V128H188ZM188 129H187V130H188ZM39 130H40V129H39ZM67 130H68V129H67ZM155 130L157 131V128H156ZM160 130H161V129H160ZM172 130H174V128H173ZM176 130H178V129L176 128ZM263 130H264V129H263ZM27 131H28V130H27ZM36 131H37V130H36ZM150 131H151V130H150ZM152 131H153V130H152ZM43 132H44V131H43ZM51 132H52V131H51ZM81 132H82V131H81ZM157 132H158V131H157ZM179 132H180V130H179ZM69 133H70V132H69ZM72 133H73V132H72ZM186 133H187V132H186ZM53 134H54V133H53ZM80 134H81V133H80ZM91 134H92V133H91ZM157 134H158V133H157ZM174 134H175V133H174ZM97 135H98V134H97ZM155 135H156V134H155ZM167 135H168V134H167ZM34 136H35V134H34ZM50 136H51V135H50ZM56 136H58V135H56ZM58 137H59V136H58ZM86 137H87V136H86ZM94 137H95V136H94ZM177 137H178V136H177ZM185 137H186V136H185ZM187 137H188V136H187ZM187 137H186V139H187ZM203 137H204V136H203ZM203 137H202V138H203ZM40 138H43V137L40 136ZM76 138H77V137H76ZM96 138H97V137H96ZM189 138L191 139V137H189ZM189 138H188V139H189ZM194 138H195V137H194ZM209 138H210V139H209V142H210L209 145H210L211 154H212L213 157L217 158L216 149H215L216 147H215V145H214V141H213L214 138H213V135H212L211 133H209ZM35 139H36V138H35ZM35 139H34V140H35ZM46 139H47V138H46ZM51 139H52V138H51ZM53 139H54V138H53ZM53 139H52V140H53ZM77 139H78V138H77ZM83 139H84V138H83ZM181 139H182V138H181ZM190 139H189V140H190ZM40 140H41V139H40ZM184 140H185V138H184ZM184 140H183V141H184ZM191 140H192V139H191ZM193 140H194V139H193ZM193 140H192V141H193ZM196 140H197V139H196ZM198 140H199V139H198ZM203 140H204V139H203ZM205 140H206V139H205ZM207 140H208V139H207ZM78 141H79V140H78ZM194 141H195V140H194ZM45 142H47V141H45ZM75 142H77V141H75ZM93 142H95V141H93ZM181 142H182V141H181ZM198 142H199V141H198ZM83 143H84V142H83ZM189 143H190V142H189ZM196 143H197V141H196ZM206 143H208V142H206ZM34 144H35V143H34ZM45 144H46V143H45ZM75 144H76V143H75ZM183 144H184V143H183ZM187 144H188V142H187ZM187 144H185V145H187ZM39 145H40V144H39ZM76 145H78V144H76ZM190 145H191V144H190ZM196 145H198V144H196ZM37 146H38V145H37ZM207 146H208V145H207ZM23 147H24V146H23ZM35 147H36V146H35ZM43 147H44V146H43ZM50 147H51V146H50ZM50 147H49V148H50ZM95 147H96V146H95ZM185 147H186V146H185ZM1 148H2V147H1ZM24 148H26V147H24ZM51 148H52V147H51ZM54 148H55V147H54ZM82 148H83V147H82ZM40 149H41V148H40ZM66 149H67V148H66ZM196 149H197V148H196ZM1 150H3V149H1ZM7 150H8V149H7ZM12 150H13V149H12ZM14 150H16V149L14 148ZM69 150H70V148H69ZM83 150H84V149H83ZM73 151H74V150H73ZM77 151H78V150H77ZM195 151H196V150H195ZM4 152H5V151H4ZM7 152H8V151H7ZM37 152H38V151H37ZM46 152H47V151H46ZM2 153H3V151H2ZM10 153H11V152H10ZM29 153H30V152H29ZM31 153H32V152H31ZM49 153H50V152H49ZM74 153H76V152H74ZM4 154H5V153H4ZM11 154H12V153H11ZM34 154H35V153H34ZM66 154H67V153H66ZM72 154H73V152H72ZM79 154H80V152H79ZM84 154H85V153H84ZM1 155H2V154H1ZM9 155H10V154H7L6 157H8ZM20 155H21V154H20ZM30 155H31V154H30ZM57 155H58V154H57ZM57 155H55V156H57ZM23 156H24V155H23ZM58 156H59V155H58ZM67 156H68V155H67ZM67 156H66V157H67ZM71 156H72V155H71ZM71 156H70V157H71ZM83 156H84V155H83ZM102 156H103V155H102ZM12 157H13V155H12ZM34 157H35V156H34ZM34 157H33V158H34ZM66 157H65V158H66ZM0 158H1V157H0ZM35 158H36V157H35ZM55 158H56V157H55ZM71 158H72V157H71ZM71 158H70V159H71ZM1 159H2V158H1ZM11 159H12V158H11ZM29 159H30V158H29ZM36 159H37V158H36ZM41 159H42V158H41ZM41 159H40V160H41ZM70 159H69V160H70ZM72 159H73V158H72ZM103 159H104V158H103ZM19 160H20V159H19ZM76 160H77V159H76ZM81 160H82V158H81ZM85 160H86V159H85ZM43 161H44V159H43ZM49 161H50V160H49ZM72 161H73V160H72ZM22 162H23V161H22ZM35 162H36V160H35ZM60 162H61V161H60ZM81 162H82V161H81ZM81 162H80V163H81ZM20 163H21V162H20ZM31 163H32V162H31ZM49 163H50V162H49ZM83 163H84V162H83ZM100 163H101V162H100ZM29 164H30V163H29ZM42 164L45 165L44 162H43ZM76 164L78 165V163H76ZM76 164H75V165H76ZM85 164H86V163H85ZM48 165H49V164H48ZM51 166H52V165H51ZM72 166H73V165H72ZM96 166H97V165H96ZM21 167H22V166H21ZM28 167H29V166H28ZM52 167H53V166H52ZM82 167H83V166H82ZM44 168H45V166H44ZM53 168H54V167H53ZM78 168H79V167H78ZM90 168H91V167H90ZM93 168H94V167H93ZM243 168H244V167H243ZM46 169H48V168H46ZM50 169H51V168H50ZM107 169H108V168H107ZM237 170H238V169H237ZM252 170H253V169H252ZM252 170H251V171H252ZM6 171H7V170H6ZM8 171H9V170H8ZM93 171H94V170H93ZM4 172H5V171H4ZM50 172H51V171H50ZM254 172H255V171H254ZM22 173H23V172H22ZM28 173H29V172H28ZM28 173H27V174H28ZM53 173H54V172H53ZM89 173H90V172H89ZM234 173H236V172H234ZM19 174L21 175V173H19ZM34 174H35V173H34ZM36 174H37V173H36ZM48 174H49V173H48ZM69 174H71V173H69ZM222 174H223V173H222ZM239 174H240V173H239ZM239 174H238V175H239ZM15 175H18V174H15ZM22 175H23V174H22ZM87 175H88V174H87ZM24 176H25V175H24ZM26 176H27V175H26ZM55 176H56V175H55ZM57 176H58V175H57ZM57 176H56V177H57ZM85 176H86V175H85ZM231 176H233V175H231ZM243 176H244V175H243ZM246 176H247V175H246ZM251 176H252V175H251ZM5 177H6V176H5ZM19 177H20V176H19ZM27 177H28V176H27ZM50 177H51V176H50ZM53 177H54V175H53ZM87 177H88V176H87ZM91 177H92V176H91ZM224 177H225V176H224ZM9 178H10V177H9ZM30 178H31V177H30ZM57 178H58V177H57ZM59 178H60V177H59ZM88 178H89V177H88ZM221 178H222V177H221V174H219V176H217V177L215 178V180H216V191H217V192H216V194H215V205H214V206H215V210L217 211V217H218V222H219V223H218V225H219V232H220V235H221V238H222V241H223L224 248L227 250L228 264H232V263H231V262H232V259H233V258H232V252H231V248H230L229 243H228V238H227L228 235H226V230H225V210H227V209L229 208V206H228V204L225 202V200L223 199V196H222V194H223V183L221 182ZM227 178H228V177H227ZM241 178H242V177H241ZM248 178H249V176L247 177V179H248ZM251 178H252V177H251ZM10 179H11V178H10ZM16 179H17V178H16ZM21 179H22V178H21ZM23 179H24V178H23ZM34 179H35V178H34ZM224 179H225V178H224ZM242 179H243V178H242ZM261 179H262V178H261ZM14 180H15V179H14ZM43 180H44V179H43ZM43 180H42V181H43ZM48 180H49V179H48ZM52 180H53V179H52ZM54 180H55V179H54ZM17 181H18V180H17ZM20 181H21V180H20ZM26 181H29V180L27 179ZM38 181H39V180H38ZM55 181H56V180H55ZM245 181H247V180H245ZM245 181H244V182H245ZM251 181H252V179H251ZM263 181H264V180H263ZM8 182H9V181H8ZM46 182H47V181H46ZM46 182H44V183H46ZM48 182H49V181H48ZM52 182H53V181H52ZM233 182H234V181H233ZM237 182H238V180H237ZM9 183H11V182H9ZM16 183H17V182H16ZM24 183H25V182H24ZM30 183H32V181H31ZM49 183H50V182H49ZM54 183H55V182H54ZM56 183H57V182H56ZM73 183H74V181H73ZM82 183H83V182H82ZM247 183H248V181H247ZM251 183H252V182H251ZM38 184H39V183H38ZM60 184H61V182H60ZM66 184H67V183H66ZM239 184H240V182H239ZM249 184H250V183H249ZM13 185H14V184H13ZM16 185H17V184H16ZM40 185H41V184H40ZM49 185H50V184H49ZM61 185H62V184H61ZM85 185H86V184H85ZM213 185H214V183H213ZM27 186H29V185H27ZM37 186H38V185H37ZM51 186H52V185H51ZM66 186H67V185H66ZM226 186H227V185H226ZM244 186H245V185H244ZM246 186H247V185H246ZM261 186H262V185H261ZM18 187H19V186H18ZM43 187H44V186H43ZM81 187H82V186H81ZM156 187H157V186H156ZM253 187H254V186H253ZM38 188H39V187H38ZM53 188H54V187H53ZM53 188H52V189H53ZM158 188H159V187H158ZM158 188H157V189H158ZM46 189H47V188H46ZM46 189H45V190H46ZM83 189H84V188H83ZM85 189H86V188H85ZM257 189H258V188H257ZM17 190H18V189H17ZM27 190H28V189H27ZM31 190H32V189H31ZM39 190H40V189H39ZM49 190H50V189H49ZM54 190H55V189H54ZM87 190H90V189H87ZM244 190H245V189H244ZM250 190H251V189H250ZM24 191H25V190H24ZM61 191H62V190H61ZM72 191H73V190H72ZM46 192H47V191H46ZM52 192H53V191H52ZM57 192H58V191H57ZM69 192H71V191H69ZM69 192H68V193H69ZM89 192H91V191H89ZM245 192H246V191H245ZM32 193L34 194V192H32ZM42 193H43V191H42ZM49 193H50V192H49ZM86 193H87V192H86ZM231 193H232V192H231ZM30 194H31V193H30ZM36 194H38V193H36ZM46 194H48V193H46ZM66 194H67V193H66ZM234 194H235V193H234ZM246 194H247V193H246ZM25 195H26V193H25ZM41 195H42V194H41ZM50 195H51V194H50ZM55 195H56V194H55ZM57 195H58V193H57ZM59 195H60V194H59ZM59 195H58V196H59ZM62 195H64V194H62ZM42 196H43V195H42ZM64 196H65V195H64ZM67 196H68V195H67ZM90 196H91V194H90ZM232 196H233V195H232ZM71 197H72V196H71ZM71 197H70V198H71ZM93 197H95V196H93ZM228 197H229V196H228ZM257 197H258V196H257ZM66 198H67V197H66ZM66 198H65V199H66ZM88 198H89V197H88ZM243 198H244V197H243ZM35 199H36V197H35ZM67 199H68V198H67ZM96 199H98V198H96ZM241 199H242V198H241ZM256 199H257V198H256ZM258 199H259V198H258ZM40 200H41V199H40ZM53 200H54V199H53ZM61 200H62V199H61ZM82 200H83V199H82ZM94 200H95V199H94ZM67 201H68V200H67ZM67 201H66V202H67ZM79 201H80V200H79ZM90 201H91V200H90ZM92 201H93V200H92ZM59 202H60V201H59ZM61 202H63V201H61ZM74 202H75V201H74ZM213 202H214V201H213ZM246 202H247V201H246ZM67 203H68V202H67ZM69 203H70V202H69ZM69 203H68V204H69ZM72 203H73V201H72ZM87 203H89V202H87ZM113 203H114V202H113ZM242 203H243V202H242ZM34 204H35V203H34ZM64 204H66V203H64ZM76 204H77V203H76ZM94 204H95V203H94ZM94 204H92V205H94ZM102 204H103V203H102ZM248 204H249V203H248ZM257 204H258V203H257ZM61 205H62V204H61ZM237 205H238V204H237ZM237 205H236V207H237ZM244 205H245V204H244ZM244 205H243V206H244ZM37 206H38V205H37ZM94 206H95V205H94ZM114 206H115V205H114ZM238 206H239V205H238ZM240 206H241V205H240ZM65 207H66V206H65ZM86 207H87V206H86ZM96 207H97V206H96ZM106 207H107V206H106ZM112 207H113V206H112ZM248 207H249V206H248ZM251 207H254V206H251ZM35 208H36V207H35ZM81 208H82V207H81ZM110 208H111V207H110ZM238 208H240V207H238ZM65 209H66V208H65ZM96 209H97V208H96ZM101 209H102V208H101ZM114 209H115V208H114ZM235 209H236V208H235ZM245 209H246V208H245ZM245 209H243V210H245ZM253 209H254V208H253ZM80 210H81V209H80ZM82 210H83V209H82ZM88 210H89V209H88ZM119 210H120V209H119ZM34 211H35V210H34ZM86 211H87V210H86ZM102 211H103V210H102ZM254 211H255V210H254ZM91 212H92V211H91ZM93 212H94V211H93ZM97 212H98V211H97ZM110 212H111V211H110ZM110 212H109V213H110ZM54 213H55V212H54ZM78 213H79V212H78ZM118 213H119V212H118ZM118 213H117V214H118ZM123 213H124V212H123ZM231 213H232V212H231ZM251 213H252V212H251ZM103 214H104V213H103ZM70 215H72V214H70ZM94 215H95V214H94ZM96 215H97V214H96ZM100 215H101V214H100ZM105 215H106V214H105ZM108 215H109V214H108ZM121 215H122V214H121ZM121 215H120V216H121ZM235 215H236V214H235ZM48 216H49V215H48ZM116 216H117V215H116ZM116 216H115V217H116ZM127 216H128V215H127ZM226 216H227V215H226ZM228 216L230 217V215H228ZM263 216H264V215H263ZM97 217H100V216H97ZM255 217H256V216H255ZM111 218H112V217H111ZM117 218H118V217H117ZM261 218H262V217H261ZM90 219H91V218H90ZM100 219H101V218H100ZM109 219H110V218H109ZM119 219H120V218H119ZM53 220H54V219H53ZM97 220H98V219H97ZM107 220H108V219H107ZM117 220H118V219H116V221H117ZM123 220H124V219H123ZM130 220H131V219H130ZM228 220H229V219H228ZM74 221H75V220H74ZM105 221H106V220H105ZM259 221H260V220H259ZM40 222H41V220H40ZM48 222H49V221H48ZM55 222H56V221H55ZM91 222H92V221H91ZM106 222H107V221H106ZM106 222H105V223H106ZM241 222H242V221H241ZM57 223H58V222H57ZM230 223H231V221H230ZM43 224H44V221H43ZM97 224H98V222H97ZM111 224H112V223H111ZM115 224H116V223H115ZM214 224H215V223H214ZM231 224H232V223H231ZM243 224H244V223H243ZM50 225H52V224H50ZM50 225H49V226H50ZM61 225H62V224H61ZM125 225H126V223H125ZM241 225H242V224H241ZM241 225H239V226H241ZM57 226H58V225H57ZM119 226H120V225H119ZM214 226H216V225H214ZM228 226H230V225H228ZM232 226H233V225H232ZM235 226H236V225H235ZM242 226H243V225H242ZM242 226H241V227H242ZM244 226H245V225H244ZM55 227H56V226H55ZM61 227H62V226H61ZM237 227H238V226H237ZM58 228H59V227H58ZM65 228H66V227H65ZM213 228H214V227H213ZM213 228H212V230H213ZM216 228H217V227H216ZM232 228H233V227H232ZM121 229H122V228H121ZM228 229H230V228H228ZM237 229H238V228H237ZM237 229H236V230H237ZM239 229H240V228H239ZM51 230H52V229H51ZM131 230H133V229H131ZM216 230H217V229H216ZM231 230H232V229H231ZM241 230H242V229H241ZM60 231H61V230H60ZM78 231H79V230H78ZM124 231H125V230H124ZM127 231H128V230H127ZM133 231L135 232V230H133ZM133 231H132V232H133ZM213 231H215V230H213ZM229 231H230V230H229ZM229 231H228V232H229ZM239 231H240V230H239ZM70 232H71V231H70ZM76 232H77V231H76ZM130 232H131V231H130ZM211 232H212V231H211ZM228 232H227V233H228ZM248 232H249V231H248ZM248 232H247V233H248ZM46 233H47V232H46ZM115 233L118 234V232H115ZM115 233H113V234H115ZM135 233H136V232H135ZM117 234H116V235H117ZM132 234H133V233H132ZM217 234H218V233H217ZM238 234H240V233H237L236 235H238ZM15 235H16V234H15ZM204 235H205V234H204ZM241 235H242V234H241ZM248 235H249V234H247V236H248ZM58 236H59V235H58ZM119 236H120V235H119ZM129 236H131V235H129ZM211 236H212V235H211ZM218 236H219V235H218ZM243 236H244V235H243ZM11 237H13V236H11ZM83 237H84V236H83ZM117 237H118V236H117ZM125 237H126V236H125ZM0 238H1V237H0ZM6 238H7V237H6ZM55 238H56V237H55ZM70 238H71V237H70ZM102 238H103V237H102ZM251 238H252V237H251ZM72 239H73V238H72ZM81 239H82V238H81ZM84 239H85V238H84ZM126 239H127V238H126ZM247 239H248V238H247ZM59 240H60V239H59ZM65 240H66V239H65ZM74 240H75V239H74ZM116 240H117V239H116ZM127 240H128V239H127ZM231 240H232V239H231ZM245 240H246V239H245ZM249 240H250V239H249ZM71 241H72V240H71ZM108 241H109V240H108ZM110 241H111V240H110ZM130 241H131V240H130ZM55 242H56V240H55ZM62 242H64V241H62ZM62 242H61V243H62ZM73 242H74V241H73ZM79 242H81V241L79 240ZM87 242H89V241H87ZM87 242H86V244H87ZM127 242H128V241H127ZM132 242H133V241H132ZM132 242H131V243H132ZM10 243H12V242H10ZM82 243H83V241H82ZM93 243H95V242H93ZM93 243H91V244H93ZM236 243H237V242H236ZM236 243H235V244H236ZM252 243L254 244V242H252ZM80 244H81V243H80ZM84 244H85V243H84ZM129 244H130V243H129ZM129 244H128V245H129ZM132 244H133V243H132ZM238 244H239V243H238ZM245 244H246V243H245ZM12 245H13V244H12ZM82 245H83V244H82ZM89 245H90V244H89ZM135 245H136V244H134V246H135ZM205 245H206V244H205ZM255 245H256V243H255ZM63 246H64V245H63ZM65 246H66V245H65ZM68 246H69V245H68ZM71 246H73V245H71ZM130 246H131V245H130ZM149 246H150V245H149ZM156 246H157V245H156ZM206 246H207V245H206ZM6 247H7V246H6ZM56 247H57V246H56ZM58 247H59V246H58ZM69 247H70V246H69ZM127 247H128V246H127ZM136 247H137V246H136ZM159 247H160V246H159ZM210 247H212V245H211ZM234 247H235V246H234ZM61 248H62V247H61ZM64 248H65V247H64ZM74 248H75V247H74ZM146 248H147V247H146ZM238 248H239V247H238ZM3 249H4V248H3ZM5 249H9V248H5ZM11 249H12V248H11ZM94 249H95V248H94ZM98 249H99V248H98ZM126 249H127V248H126ZM134 249H135V248H134ZM136 249H137V248H136ZM147 249H148V248H147ZM150 249H151V248H150ZM153 249H155V248H153ZM208 249H209V248H208ZM9 250H10V249H9ZM55 250H56V249H55ZM67 250H68V249H67ZM159 250H160V249H159ZM82 251H83V250H82ZM100 251H101V250H99L98 252H100ZM102 251H103V250H102ZM111 251H112V250H111ZM90 252H91V251H90ZM107 252H108V251H107ZM132 252H133V251H132ZM146 252H147V251H146ZM162 252H163V251H162ZM162 252H161V254H162ZM54 253H55V252H54ZM102 253H103V252H102ZM127 253H128V252H127ZM158 253H159V252H158ZM209 253H210V252H209ZM113 254H114V253H113ZM131 254H132V253H131ZM136 254H138V253H136ZM142 254H143V253H142ZM146 254H147V253H146ZM153 254H155V252H154ZM159 254H160V253H159ZM163 254H164V253H163ZM55 255H56V254H55ZM107 255H108V254H107ZM125 255H126V254H125ZM138 255H139V254H138ZM151 255H152V254H151ZM151 255H149L150 258H151ZM155 255H156V254H155ZM97 256H98V255H97ZM101 256H102V254H101ZM110 256H111V255H110ZM112 256H113V255H112ZM120 256H121V255H120ZM153 256H154V255H153ZM6 257H7V256H6ZM52 257H53V256H52ZM92 257H93V256H92ZM98 257H100V256H98ZM116 257H117V256H116ZM126 257H127V256H126ZM134 257H135V256H134ZM49 258H50V257H49ZM84 258H85V257H84ZM100 258L102 259V257H100ZM103 258H104V257H103ZM113 258H114V257H113ZM113 258H112V259H113ZM139 258L141 259V257H139ZM88 259H89V258H88ZM88 259H87V260H88ZM97 259H99V258H97ZM108 259H109V258H108ZM118 259H119V258H118ZM54 260H55V259H54ZM93 260H94V259H93ZM104 260H105V259H104ZM135 260H136V259H135ZM138 260H139V259H138ZM150 260H151V259H150ZM12 261H13V260H12ZM14 261H15V260H14ZM82 261H83V260H82ZM98 261H99V260H98ZM102 261H103V259H102ZM10 262H11V261H10ZM79 262H80V261H79ZM106 262H107V261H106ZM110 262H111V261H110ZM129 262H130V261H129ZM132 262H133V261H132ZM172 262H173V261H172ZM23 263H24V262H23ZM48 263H49V262H48ZM77 263H78V262H77ZM113 263H114V262H113ZM125 263H126V262H125ZM138 263H139V262H138ZM150 263H151V262H150ZM164 263H166V262H164ZM0 264H1V263H0ZM68 264H69V263H68ZM73 264H75V263H73ZM85 264H86V262H85ZM109 264H112V263H109ZM168 264H169V263H168Z\"/></svg>",
	"mask_w": 264,
	"mask_h": 264
}]
</instances>
